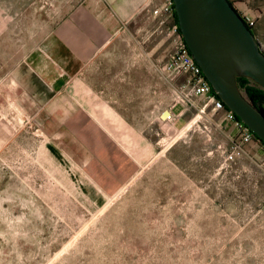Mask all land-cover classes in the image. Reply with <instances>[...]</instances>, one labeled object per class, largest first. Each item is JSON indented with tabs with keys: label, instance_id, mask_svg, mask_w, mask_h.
Listing matches in <instances>:
<instances>
[{
	"label": "rangeland",
	"instance_id": "1",
	"mask_svg": "<svg viewBox=\"0 0 264 264\" xmlns=\"http://www.w3.org/2000/svg\"><path fill=\"white\" fill-rule=\"evenodd\" d=\"M231 1L264 50V0ZM48 6L0 0V264H264L263 145L229 159L201 100L184 126L151 124V148L119 146L128 133L92 124L61 68L45 80Z\"/></svg>",
	"mask_w": 264,
	"mask_h": 264
},
{
	"label": "crops",
	"instance_id": "2",
	"mask_svg": "<svg viewBox=\"0 0 264 264\" xmlns=\"http://www.w3.org/2000/svg\"><path fill=\"white\" fill-rule=\"evenodd\" d=\"M166 1L48 0L45 80L55 90L54 72L61 68L65 89L77 96L83 114L108 133H128V143L118 144L129 151L138 146L136 133H141V147L153 146L144 133L155 121L167 120L169 115L184 126L193 111L203 106L197 104L204 100L201 97L188 104L173 103L185 75L170 84L160 73L174 44L171 21L153 10ZM216 113L231 150L237 128L223 111Z\"/></svg>",
	"mask_w": 264,
	"mask_h": 264
},
{
	"label": "water",
	"instance_id": "3",
	"mask_svg": "<svg viewBox=\"0 0 264 264\" xmlns=\"http://www.w3.org/2000/svg\"><path fill=\"white\" fill-rule=\"evenodd\" d=\"M180 31L215 93L264 142V112L238 77L264 88V50L230 0H173Z\"/></svg>",
	"mask_w": 264,
	"mask_h": 264
},
{
	"label": "built area",
	"instance_id": "4",
	"mask_svg": "<svg viewBox=\"0 0 264 264\" xmlns=\"http://www.w3.org/2000/svg\"><path fill=\"white\" fill-rule=\"evenodd\" d=\"M155 14H163L166 21H171L169 33L174 44L170 57L163 66L167 76L175 78L178 75H185V81L181 88L186 98L201 97L207 105H211L214 112H224L225 119L231 120L238 131L237 141H235L229 159H233L236 152L255 140V134L247 124L241 120L237 114L230 110L225 102L215 93L211 83L203 73L201 66L192 56L190 49L180 31V26L175 19V7L173 0H167L162 7L153 10ZM252 29L256 25L255 19L243 17ZM201 109V111H203ZM264 146V145H263Z\"/></svg>",
	"mask_w": 264,
	"mask_h": 264
},
{
	"label": "trees",
	"instance_id": "5",
	"mask_svg": "<svg viewBox=\"0 0 264 264\" xmlns=\"http://www.w3.org/2000/svg\"><path fill=\"white\" fill-rule=\"evenodd\" d=\"M231 1V0H230ZM233 3V1H231ZM234 4V3H233ZM175 19L178 22L175 12ZM238 85L242 92L252 100V102L264 112V88L249 77H238ZM255 140L259 141L262 145L264 142L255 135Z\"/></svg>",
	"mask_w": 264,
	"mask_h": 264
}]
</instances>
